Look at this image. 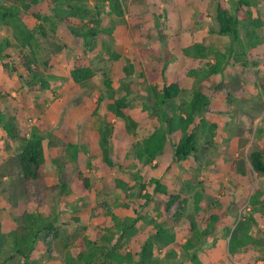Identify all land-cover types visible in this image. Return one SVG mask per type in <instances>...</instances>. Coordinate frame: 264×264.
I'll use <instances>...</instances> for the list:
<instances>
[{
  "label": "rangeland",
  "instance_id": "1",
  "mask_svg": "<svg viewBox=\"0 0 264 264\" xmlns=\"http://www.w3.org/2000/svg\"><path fill=\"white\" fill-rule=\"evenodd\" d=\"M122 1V15L101 14L102 28L110 31V35L103 30L100 32L98 44L101 57L94 60L93 67L111 65L112 84L116 88L129 81L135 82L138 91L133 92L128 109L140 123H147L151 109L144 107L142 101L146 86L155 80L151 71L167 80L178 78L187 85L186 71L199 65V57L185 52L184 48L194 42H203L224 49L228 37L209 30L214 22L217 0ZM256 2L263 20L260 31L264 36V0ZM54 21L55 32L49 28L50 22L46 21L44 34L35 33L36 38L31 44L12 45L9 48L11 57L0 59V111L12 121L19 133L29 134L32 128H36L42 135L45 176L50 186L45 202L38 206L20 193L16 170L12 174L9 171L0 174L2 231L9 242L10 230L19 223L24 212L40 214L56 224V228L38 236L27 260L14 253L4 264H62L68 249L76 241L75 238L69 239L65 246L64 240L78 221L87 224L84 234L90 238L99 237L100 233L108 232L105 225L111 224L113 212L121 216L134 214V206L144 215L140 219L143 226L147 223L152 225L150 217L174 222L178 239L191 235V217L202 227L210 212H215L220 215L215 221L219 230H214L213 234L219 235L221 240L215 246L210 244L217 249H199L203 263L213 264L215 260L227 263L226 256H229L236 264H264V253L250 246L229 253L226 249L227 237L222 230L225 223L234 225L248 208L247 186H237L232 181L228 163L238 154L247 153L250 146V141L245 146H239L236 126L239 123L253 127L264 124V87L258 78V74H264L262 70L254 71V79L246 84L248 89L243 93L250 101L244 102L240 97L232 102L226 100L229 112H219L218 108L225 103L223 93H219L212 102L216 111L207 113L217 120L218 125L212 142L206 144L205 151L211 157L206 161L208 164L201 168L199 177L205 182L201 190L200 209L195 207L194 195L187 191L169 207L165 204L167 194L161 192L154 193L149 203L144 205L136 200L137 186L133 189L129 187V184L135 183V173H141L145 181L151 176H158L170 189H176L183 180H190L195 175L194 166L197 163L189 158L184 161L187 169L182 168L179 162H173L166 171L150 166L139 170V165L127 154L131 132L125 127L124 119L109 109V90L105 84L96 78L76 82L70 75L75 58L83 48L82 39L72 34L60 21ZM0 33L15 42L9 26H0ZM114 51L118 54L116 58L108 59V54ZM22 56L34 59L32 71L28 70ZM248 57L264 60V45L250 49ZM132 61L136 67L130 69L128 64ZM227 67L230 68L231 64ZM182 95L186 94L183 92ZM253 97L261 100L263 109L251 119L247 111L252 110ZM106 125L112 127L109 139L114 164L103 159L99 144L100 131ZM2 133L0 123V138ZM261 136L264 148V132ZM117 176L127 182L126 189L116 186ZM61 180L66 186H61ZM147 190L153 193L151 184ZM125 191H135L128 197V200H135L134 204H124ZM253 215L263 226L264 213L254 211ZM74 216L80 219L75 220ZM127 244L128 241L124 243ZM9 252L6 245L0 256ZM156 254L161 253L156 249ZM180 264L193 262L185 259Z\"/></svg>",
  "mask_w": 264,
  "mask_h": 264
},
{
  "label": "trees",
  "instance_id": "2",
  "mask_svg": "<svg viewBox=\"0 0 264 264\" xmlns=\"http://www.w3.org/2000/svg\"><path fill=\"white\" fill-rule=\"evenodd\" d=\"M256 3V0H217L214 22L209 30L227 36L228 42L224 49L203 42H194L184 48L185 52H192L199 57V65L186 71L187 85L178 78L167 80L154 70L151 71L155 80L146 86L142 101L144 107L151 109L147 123H140L128 109L133 92L138 91L135 82L129 81L116 88L112 84L111 65L93 67L94 60L101 57L98 44L100 32L103 30L110 35V31L102 28L101 14L122 15V0H0V26L12 28L15 38L13 42L8 35L0 33V59L11 57L9 48L12 45L31 44L36 38L35 33L44 34V22L49 21V28L55 32L54 20L60 21L72 34L82 39L83 48L70 69L72 79L82 83L96 78L105 84L109 90V109L124 119L125 127L131 132L132 140L127 154L139 165V170L150 166L155 170L166 171L173 162H179L182 168L187 169L184 161L189 158L197 163L194 166L195 175L190 180H183L176 189H170L158 176H151L145 181L141 173H135V183L129 184V187L133 189L137 186L136 200L145 205L153 198L154 193H166L165 204L169 207L187 191L194 195L198 210L205 183L199 179L201 168L208 164L206 161L211 157L205 151L206 144L208 141L212 142L218 125L217 120L207 114L209 111H216L212 108V102L219 93H223L226 104H222L218 111L229 112L227 101L232 102L238 97L244 102L250 101L243 93L248 89L246 84L248 80L254 79V71L262 70L264 73V60L248 57L250 49L264 45V36L260 31L263 20ZM117 55L114 51L107 57L115 59ZM22 57L25 58L28 70L32 71L31 63L34 59ZM4 64L7 66L8 62L5 61ZM228 64H231L230 68L227 67ZM128 66L130 69L136 67L133 61ZM263 75L258 74V78L264 87ZM183 92L186 95L183 96ZM251 107L252 110H248L247 115L253 119L263 109V104L260 99L253 97ZM0 123L3 129L0 138V174L3 175L6 171L12 174L16 170L20 193L28 201L40 206L45 202L50 187L45 176L42 135L36 128H32L29 134L19 133L2 111ZM111 129L110 125L101 129L99 144L103 159L114 164L109 139ZM263 132L264 124L253 127L239 123L236 126L239 146H245L249 141L250 146L247 153L238 154L229 161L228 174L233 175L232 181L237 186L246 184L249 192L246 196L248 208L241 214V218L234 225L225 223L222 228L227 237L226 249L231 254L244 246L264 253V225L260 226L253 215L254 211L264 213ZM116 179V186L123 190L127 188V182L122 177L117 176ZM60 183L62 187L66 186L65 181L61 180ZM150 184L153 193L147 190ZM134 193L135 191H125L126 206L135 203L133 199L128 200ZM142 197L143 201L140 200ZM133 211L136 215L120 216L113 212L111 224L106 226L108 232L93 239L84 234L87 224L78 221L75 229L64 240L66 246L69 239H76L62 264H180L185 259L191 260L193 264H204L198 254L199 249L206 251L207 247L215 246L220 238L213 234L214 230H219L215 221L220 215L215 212H210L202 227L191 217V235L184 240L176 239L174 222L150 217L152 229H149L144 239H138V249L122 251L124 243L140 233L135 223L143 219L144 215L135 206ZM176 215L178 219L179 215ZM74 219L80 218L74 216ZM19 220L10 230L9 242L6 241L0 221V254L6 245L10 250L7 255L0 256V264L7 262L14 253L27 260L35 248L38 236L56 228L55 221L31 212H24ZM155 249L159 252L163 250V255L156 254ZM226 259L228 264H236L229 256ZM213 264L226 263L217 260Z\"/></svg>",
  "mask_w": 264,
  "mask_h": 264
},
{
  "label": "crops",
  "instance_id": "3",
  "mask_svg": "<svg viewBox=\"0 0 264 264\" xmlns=\"http://www.w3.org/2000/svg\"><path fill=\"white\" fill-rule=\"evenodd\" d=\"M125 215H136L135 214V212H134V214H125ZM121 216V215H120ZM110 225V222L108 223V224H106L105 225V227L106 226H109ZM135 225L138 227V230L140 231V233H139V235L138 236H132L130 239H128L127 241H128V244L127 245H124L123 246V248L121 249V250H133V251H135V250H137L138 249V239H140V240H142V239H144L147 235H148V233H149V229H152V225H148V223L146 224V225H141V221L140 220H138L136 223H135ZM103 233V232H102ZM102 233H100L98 236H100V235H102ZM138 237V238H137ZM90 238V237H89ZM95 238H97V237H95ZM93 239V238H92ZM177 240H184V238H182V239H178V238H176ZM220 240L221 239H219L218 240V242H217V244L220 242ZM216 244V245H217ZM211 248H213V247H211ZM213 249H217V248H213ZM34 250V249H33ZM155 253H156V249H155ZM159 253H161L159 256H162L163 255V250L162 251H160ZM217 260H215L213 263H215ZM228 261V260H227ZM232 261V260H231ZM227 263H229V261L227 262ZM226 263V264H227ZM111 264H113V263H111Z\"/></svg>",
  "mask_w": 264,
  "mask_h": 264
}]
</instances>
